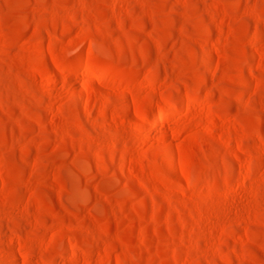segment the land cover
<instances>
[{
  "label": "rangeland",
  "instance_id": "374dc122",
  "mask_svg": "<svg viewBox=\"0 0 264 264\" xmlns=\"http://www.w3.org/2000/svg\"><path fill=\"white\" fill-rule=\"evenodd\" d=\"M0 264H264V0H0Z\"/></svg>",
  "mask_w": 264,
  "mask_h": 264
},
{
  "label": "bare ground",
  "instance_id": "6f19581e",
  "mask_svg": "<svg viewBox=\"0 0 264 264\" xmlns=\"http://www.w3.org/2000/svg\"><path fill=\"white\" fill-rule=\"evenodd\" d=\"M72 71L74 72V73H79L80 72V65H79V63L77 62V63H74V65L72 66ZM151 124L153 125V126H157V124H158V121L157 120H155V119H152L151 120ZM171 164L170 165H172V166H174V163H173V161L172 160H168ZM176 166V165H175ZM146 189V188H145Z\"/></svg>",
  "mask_w": 264,
  "mask_h": 264
}]
</instances>
